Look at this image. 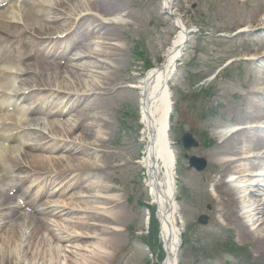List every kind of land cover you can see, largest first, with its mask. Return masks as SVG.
Masks as SVG:
<instances>
[{"label": "bare ground", "instance_id": "1", "mask_svg": "<svg viewBox=\"0 0 264 264\" xmlns=\"http://www.w3.org/2000/svg\"><path fill=\"white\" fill-rule=\"evenodd\" d=\"M11 1L0 0V141L19 142V146L0 144V231L5 228L0 237V264H106L125 231L116 227H124L127 219L121 200L107 196L114 189L106 182L116 183V172L126 169L133 176L142 175L148 198L144 203L154 208L159 227L161 264H179L182 231L176 179L180 153L166 138V129L173 112L169 84L177 70L174 62L189 28L176 21L163 60L143 74L128 75L123 49L112 42L122 37L121 29L129 23L118 21L119 16L117 21L108 19L120 13L133 17L123 0H20L19 6ZM174 1L161 0V8L166 10ZM236 6L229 5L234 9V23L216 31H230L256 20V13L246 4L242 10ZM256 23L255 29L243 35L264 36V13ZM69 39L80 42L72 54ZM16 45L23 51H17ZM244 52L254 56L240 62L255 76L246 84L247 106L254 112L245 111L237 118L229 112L228 121L235 119L236 126L226 136L216 132L220 128L216 125L212 134L218 142L201 140L205 146L213 145L207 153L192 149L195 145L183 150L192 149L188 155L197 156L184 154L187 160L199 159L215 169L214 175L206 177L212 192H201L202 200L237 227L242 240H252L256 251L264 253V86L260 84L264 82V43ZM147 89L151 95L145 93ZM223 91L215 101L223 98ZM38 93L40 98L21 106ZM129 99L141 109L142 150L135 160L129 153L134 143L117 152L106 150L116 132L109 115L117 103L126 104ZM183 117L180 114L178 119ZM249 121L253 125L239 128ZM31 139L38 141L31 144ZM188 167L192 168L187 163ZM226 174L235 175L229 180L234 188L224 181ZM29 180L34 193L22 188ZM194 183L199 186V178ZM73 188H79L80 194L68 196ZM37 195L63 202L38 204ZM238 209L244 211L242 218ZM144 212L147 223L151 212L148 208ZM86 251L90 261H77Z\"/></svg>", "mask_w": 264, "mask_h": 264}, {"label": "rangeland", "instance_id": "2", "mask_svg": "<svg viewBox=\"0 0 264 264\" xmlns=\"http://www.w3.org/2000/svg\"><path fill=\"white\" fill-rule=\"evenodd\" d=\"M123 3L124 7L131 11L133 17L128 19L120 13L108 19L117 21V16H119L118 21L122 19L129 23V26L123 25L122 37L112 42L113 45L123 49L124 58L128 62V75L142 74L145 69L143 63L135 62L132 58L134 45L148 65L154 66L163 60V52L175 33V20L185 24L193 32V35L188 37L189 41L183 57L169 84L173 102V112L170 117V140L174 149L177 148L180 153L176 179V202L180 207L178 227L182 231L179 264H264V253L256 251L253 241L242 240L237 227L218 216L215 208L202 200L201 192L209 194L212 192L210 184L206 182V177L214 175L215 169L212 170L211 167H205L203 164L202 171L196 172L193 168H187L188 161L184 157V154L188 155L192 149H196L200 154L211 150L213 145L205 146L201 140L206 139L207 142H211L210 144L217 143V138L212 134L216 125L220 128L236 126L235 119L228 121L227 114H231L229 112H232L235 118L242 116L245 111L254 112V109L247 106L250 97L246 84H251L255 76L254 73H248L241 63L246 62L245 60L250 55L246 54L244 49L257 48L258 45L264 43V36L256 37L252 33L235 35V32L238 29L248 31L257 27L256 20H259L264 13V2L260 4L259 0H175L171 11L172 17L166 16V13L161 11L160 0H123ZM234 3L240 10L243 4H246V8L251 13H256V20L250 24L236 26L230 31H216L218 27H230L234 23V9L229 7ZM11 4L19 6L20 0H12ZM96 15L102 17L100 14ZM79 43L74 42L73 39L67 41V44L71 46V54L79 48ZM15 48L19 52L23 51L17 45ZM235 54L238 56H234ZM91 60L94 61V58ZM0 65H2L1 62ZM111 65H113L112 62ZM218 72L220 73L215 77ZM121 76H125V73L122 72ZM242 83L245 86H241ZM201 85L203 88L198 91ZM220 90L232 91L236 93V96L231 97L223 91L225 94L223 98L215 101ZM40 97L39 93L33 95L21 106L34 102ZM131 103V99L126 104L117 103L110 113L109 118L115 124L116 132L106 150L117 152L124 145L134 143V149H131L129 153L135 160L140 155L142 146L139 144V111L137 106L134 107ZM232 105L233 109L230 111ZM225 109V115L219 119V113ZM8 110L11 109L8 108ZM180 114H184L182 119H178ZM39 115L40 118H45L44 114ZM247 125H253V122L249 121L239 128H245ZM184 132L190 133L198 142V146L190 149L189 152L184 151L180 144V136ZM190 139L194 142L192 138ZM36 141L38 140L31 139L29 142L34 144ZM0 144L19 146V142L0 141ZM48 153L41 154L45 157L56 156ZM188 156L197 157L193 154ZM114 176L117 179L116 183L106 182V185L114 189V192L107 196L118 197L121 200V206L127 219L124 227H116L125 231L122 232L121 243L117 244L106 264H152L154 259L143 241L147 230L144 226L143 206L148 198L144 193L142 175L138 173L133 176L126 169L117 171ZM196 178H199V186L194 183ZM31 180L22 188H28L34 193L35 186H32L34 189L29 188L33 185ZM80 192L79 188H73L68 192V196L72 193L80 194ZM37 196L38 204H44L48 200L63 202L58 197L45 196L40 199L39 195ZM84 199L87 198L84 197ZM245 201L255 204L248 199ZM243 212L238 209V217L242 218ZM201 219L206 220L204 225L200 223ZM4 232L5 228L0 231V237ZM42 233L46 235V231L42 230ZM80 255L81 257L76 258L77 261L80 258L90 261L87 251L81 252ZM91 260L94 259L91 258ZM74 264H79V262H74Z\"/></svg>", "mask_w": 264, "mask_h": 264}, {"label": "trees", "instance_id": "3", "mask_svg": "<svg viewBox=\"0 0 264 264\" xmlns=\"http://www.w3.org/2000/svg\"><path fill=\"white\" fill-rule=\"evenodd\" d=\"M134 56L139 61L143 60L137 49L134 51ZM146 244L148 245L150 250L153 251L154 253L159 251L158 259L160 260L161 251H160V247L157 244V224L153 218H151L150 231H149L148 239L146 240Z\"/></svg>", "mask_w": 264, "mask_h": 264}, {"label": "water", "instance_id": "4", "mask_svg": "<svg viewBox=\"0 0 264 264\" xmlns=\"http://www.w3.org/2000/svg\"><path fill=\"white\" fill-rule=\"evenodd\" d=\"M176 62H178V59H176ZM181 141H182V145H183V147L185 149L189 148L192 145H195V143L191 141L189 135H183L182 138H181ZM189 163H190V165L192 167H194L197 170L203 169V163H201V160H198V159H190L189 160ZM201 222L204 223L205 220L204 219H201Z\"/></svg>", "mask_w": 264, "mask_h": 264}]
</instances>
